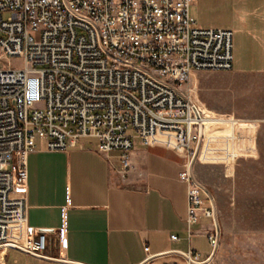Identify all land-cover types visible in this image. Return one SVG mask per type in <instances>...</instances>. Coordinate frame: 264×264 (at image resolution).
Instances as JSON below:
<instances>
[{
    "label": "built area",
    "instance_id": "obj_1",
    "mask_svg": "<svg viewBox=\"0 0 264 264\" xmlns=\"http://www.w3.org/2000/svg\"><path fill=\"white\" fill-rule=\"evenodd\" d=\"M196 1L0 0V251L17 224L26 227L22 249L46 256L48 233L27 226L29 156L40 147L83 149L87 139L105 156L118 152L127 176L135 141L152 146L160 133L173 136L186 158L189 236L203 216L214 220L190 174L210 117L195 102L193 80L233 70L234 33L200 28L191 15ZM217 120V131L232 125ZM67 223L65 210L61 238ZM208 240L214 248L216 230Z\"/></svg>",
    "mask_w": 264,
    "mask_h": 264
},
{
    "label": "crops",
    "instance_id": "obj_2",
    "mask_svg": "<svg viewBox=\"0 0 264 264\" xmlns=\"http://www.w3.org/2000/svg\"><path fill=\"white\" fill-rule=\"evenodd\" d=\"M191 15L202 29L233 31V73L264 75V0H197ZM194 80L198 84V74ZM206 123V132L215 134ZM152 141L157 144L135 141L127 176L120 173V154L99 153L94 139L84 140L83 149L40 147L31 154L27 226L48 233L49 250L40 258L11 247L25 243L26 227L15 224L0 264H190L177 252L206 261L215 225L203 216L189 236L188 185L180 179L185 154L171 135ZM65 210L68 231L61 238Z\"/></svg>",
    "mask_w": 264,
    "mask_h": 264
},
{
    "label": "rangeland",
    "instance_id": "obj_3",
    "mask_svg": "<svg viewBox=\"0 0 264 264\" xmlns=\"http://www.w3.org/2000/svg\"><path fill=\"white\" fill-rule=\"evenodd\" d=\"M197 74L195 98L210 115L206 122L216 132L222 125L217 119H232L215 134L206 132L193 166L195 182L211 194L221 225L211 264H264V75Z\"/></svg>",
    "mask_w": 264,
    "mask_h": 264
},
{
    "label": "water",
    "instance_id": "obj_4",
    "mask_svg": "<svg viewBox=\"0 0 264 264\" xmlns=\"http://www.w3.org/2000/svg\"><path fill=\"white\" fill-rule=\"evenodd\" d=\"M200 147H201V143H199V145L197 147V151H196V153H195V155L193 157V160L191 162V165H190V174H191V176H192V178L194 180H195V178H194V174H193V166H194V164H195V162L197 160ZM198 185L205 192V194L208 195V197H209V199L211 201V206H212L213 216H214V223H215V228H216L217 242H216V245H215V247L213 249L212 254L210 255V257L205 262H202V263L201 262H192V264H211L213 262L214 258L216 257V254H217L219 246H220L221 225H220V222H219L218 211H217V207H216L214 199L212 198L211 194L201 184L198 183ZM10 246L13 247V248L20 249L23 252L31 254L33 256L44 258L42 256H38V255H35V254H32V253H29V252L25 251L24 249H22L20 247H17V246H14V245H10ZM177 254L180 255L181 257L185 258L186 260H189L188 256L185 253L177 252ZM151 261H152L151 259H148L145 262V264H149Z\"/></svg>",
    "mask_w": 264,
    "mask_h": 264
},
{
    "label": "bare ground",
    "instance_id": "obj_5",
    "mask_svg": "<svg viewBox=\"0 0 264 264\" xmlns=\"http://www.w3.org/2000/svg\"><path fill=\"white\" fill-rule=\"evenodd\" d=\"M194 82H195V80H194ZM195 102L198 104L197 99H195ZM205 124H206V129H207L208 124L206 122H205Z\"/></svg>",
    "mask_w": 264,
    "mask_h": 264
}]
</instances>
